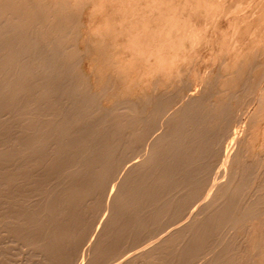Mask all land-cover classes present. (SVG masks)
Returning a JSON list of instances; mask_svg holds the SVG:
<instances>
[{
  "label": "bare ground",
  "instance_id": "1",
  "mask_svg": "<svg viewBox=\"0 0 264 264\" xmlns=\"http://www.w3.org/2000/svg\"><path fill=\"white\" fill-rule=\"evenodd\" d=\"M7 1L0 0V234H6L5 237L13 239L12 242L14 240L21 242L30 251L29 253L22 249L23 253L37 252L41 255L40 258L43 257L44 262L46 260V264H69L72 260V258L69 260L70 256L72 257L80 249L78 246L82 245L84 239L86 240L85 233L93 232L89 229L94 226L91 223L97 220L100 222V217L103 218L104 206L100 204L106 199L104 197H108L109 192L106 189L110 188V193L115 189L113 193L115 195L109 199L112 203L109 202L111 208L107 206L110 209V212L107 211L108 219L101 223L104 226H100V232L96 230V233L100 234L93 232L96 234V241L93 246L90 242L89 246H92V249L89 247L90 251L87 249L92 255H89L91 261L87 259L89 264H100L102 261L121 264L127 255L141 252L146 247L149 248V245L157 247L146 249L149 250L146 255L143 253L146 250L142 252L143 256L140 257L143 258L140 259L145 264H262L260 257L262 253L255 254L259 257L254 258V261L250 262L248 258V262L246 259L250 251L247 249L248 246L245 248L243 245L245 249L242 251L243 249L237 248L236 242L233 245V240H227V236L232 238L231 234L226 235L230 230L233 232L239 227L242 229L243 225L246 226V220L250 218L251 222L259 215L258 206L264 201V195L255 193L254 200L250 201L249 198V201L248 199L246 201L245 196V201L243 199V195L248 193L250 174H243L241 171L232 174L229 183L226 181L227 185H221L222 195L219 189L221 187H216L219 189L220 198L207 202L209 205L207 204L206 209H203L202 216L201 214L197 216L198 219H192V222L186 223L187 225L184 223L192 213H195L198 203L213 187L210 181L211 172L214 170L212 166L216 171L218 170V165L215 164L217 167L213 165L216 154L212 155L208 147L212 144H210L212 140L209 139L210 145H208L203 138L208 128L203 135L198 128L200 126L196 121L198 113L195 114L196 105L187 104L185 107H180L183 110L179 114L176 112L174 118L165 112L166 102L163 104L157 97L152 98L151 104L144 103L147 104L144 105L145 107L130 101H118L119 103L115 102L109 110H99V105H96L97 99L85 92L82 86L84 83H81L79 77L74 78V64H69V58L74 54L73 48L69 50L66 47L70 37L65 31L72 23L69 24L70 27L67 25V30L65 23L62 25L56 23L57 25L49 27L46 23L47 12L41 14V9H38L40 12L37 10L41 6L46 7L42 5L45 3L43 0L42 4L24 0L26 8L21 3L23 0L18 1V6L24 7H17L27 10L22 17L18 9H15L16 13L20 14V18L14 17L6 13ZM39 4L41 6L34 9ZM7 16L12 17L7 18ZM70 36L73 38L72 34ZM67 46L69 48L72 45ZM259 78L257 83L262 79ZM148 104L152 108L149 114L145 110L147 115L145 112L144 115L141 108L149 107ZM167 105L165 106L168 107ZM211 105L206 104L205 107ZM197 106L199 108V104ZM218 110L220 111V108ZM94 114L98 116L94 118ZM216 134L219 135L218 132ZM215 135L214 138L217 137ZM219 146L218 148L221 147ZM218 157L220 159L221 154ZM250 167L252 166L248 168ZM253 169L255 171V167ZM122 171L124 176H119L120 182L115 185L116 176ZM212 175L213 179L215 176ZM219 177H221L220 171L217 178ZM104 192L108 195L105 193L106 196H103ZM199 211L200 209L196 213ZM100 213L103 215H99ZM97 214L99 219L93 221L95 217L97 218ZM183 223L185 226H182ZM169 229H172V236L155 245L158 237L165 236L166 234L162 233ZM88 230L91 232L89 233ZM86 237L88 238L89 235ZM87 242L89 243L86 241V244ZM1 243L2 241L0 264L3 262L8 264L12 254L9 246L8 250L7 245L5 249L1 248L3 246ZM10 246L15 247V245ZM81 251L83 253V249ZM78 252L74 258L75 256L78 258L77 254L80 253ZM84 255L80 256L79 264L87 263L82 261L83 258L86 259L87 254ZM252 255L254 256L253 252ZM32 256L35 258L36 253ZM24 257L28 256L24 254ZM36 260L39 259L36 257ZM141 262L139 263L142 264Z\"/></svg>",
  "mask_w": 264,
  "mask_h": 264
},
{
  "label": "rangeland",
  "instance_id": "2",
  "mask_svg": "<svg viewBox=\"0 0 264 264\" xmlns=\"http://www.w3.org/2000/svg\"><path fill=\"white\" fill-rule=\"evenodd\" d=\"M18 1L21 2V0H17V1L8 0L5 9L8 10L6 12L7 14L10 15L12 14V16L20 18L19 15L21 14V16L23 17L26 12L25 10L27 9L24 10L20 9L25 6L24 0L21 2L22 4H24V6H22L21 3H20L21 6H18L19 3ZM30 1L40 2V4H42L41 2L44 1L45 3H43L42 5L44 6L46 5V7L49 6L47 9L46 7H43L39 4L34 8L36 9L37 7L41 6V8L40 7L37 8V10L41 9L40 10L41 14L42 12L44 13L49 12L48 14L46 13V15H48V17L50 18L49 19L47 17L48 21H46L49 27H53L54 24L62 25L65 23L66 25L65 30H67V28L70 27L69 24L72 23L70 24L71 27L68 28L70 32L68 30L65 31L66 35L69 33V37H70V41L69 43H67V45L69 46L72 45L69 48L67 45L66 47L69 50L73 48L72 51L74 54V56L72 55V57L69 58V64L75 65V66L73 65V67L75 68L74 78L79 77L78 79L81 80V83L82 84L84 83L82 86L84 87L85 92L88 95L91 94L90 96H94L97 99L96 105L97 106L99 105L98 106L99 110L100 109L104 111H106V109L109 110L110 107L112 108L115 102L117 103L118 101L119 102L130 101L135 105L139 104V106L142 105L141 107H143L145 105L144 103L149 102V104H151L152 98L157 97V99H160L163 102V104L166 102L164 104V108H166L165 112L166 113L168 112L167 114L172 118H174L176 116L174 115L176 112L177 114H179L183 110L180 107H185L187 104L196 105L195 114L198 112L196 114V118L198 119V120L196 119V121H198L197 125L200 126L198 128L201 130L202 135L208 131L206 133V136L204 134L203 138H205L208 145L212 143L211 144L212 146L210 145L208 147H210L209 149L212 155L213 154L217 155V156L214 155L215 159H213V165L215 164L218 165V170H217L218 172L212 166V170L213 169L214 170L211 172L210 181L211 183H213L214 188L212 187L209 194L205 198H203L201 202L198 203L197 205L198 207L196 206V209L194 210L195 213L198 212V210L200 209L199 213H196L197 214L196 218H194L195 213H192L188 217V219L185 220L184 222L185 224L186 223L189 224L190 222H192V219H198L197 216L200 214H201L200 216H202V214H204L203 213L204 210L209 205L210 200L213 199L215 200V198L216 200H218V198H220L219 189L222 195L223 187L221 185L223 186H225V184L227 185L229 183V179L232 178V174L233 175L238 174V172L240 171L243 174L245 173L251 175V176L249 175L251 181L249 180L250 181L249 187H247V189L249 188L247 190L248 193L246 195H243L244 201L245 198L246 201L247 199L249 201V198L250 201H252V199L254 200L256 194L258 195L259 193H261L259 194L261 196L262 194L264 195V190H263L264 189V182H263L264 181V175H263L264 174V136H263L264 135V115H263L264 114V105H263L264 104V99H263L264 98V94H263L264 93V0H51V1L29 0V2ZM17 6L20 8H18ZM55 6L56 7L58 6V8H56ZM7 7L9 8L12 7L11 8L12 11L9 10V8L7 9ZM15 9H18V12L20 14L18 12L16 13ZM55 12H58V14ZM56 15L57 17H54ZM12 16H7V18L8 17L10 18ZM70 34H72L73 38H71ZM253 54H255V56H253ZM70 59H72L73 61H71ZM243 70L245 71V76ZM254 71L257 73H255ZM251 78H253V80ZM258 78L259 80L262 78L260 80L261 82L259 81V83H257ZM250 83H252V85ZM248 88L249 90H247ZM104 90L105 92L106 91L107 92L105 93ZM98 93L100 94L98 95ZM220 96L224 100H221ZM208 99L209 101L212 102H209ZM256 99L259 100L257 101ZM145 100L146 102H144ZM166 100H168V102ZM241 101L246 103L244 104ZM169 102L171 103V105ZM196 102L199 104V108ZM203 102H206L207 105H211V104L213 105L205 107L206 104H204ZM166 104H168L167 105L168 107L165 106ZM215 104L216 106L217 105L219 106L216 107L214 106ZM242 105H244V107ZM149 107H146L149 109L141 108V111L143 112L142 114H144L145 110L149 114V111L152 108L151 105H149ZM218 107L220 108V111L218 110L219 109ZM240 108L242 111L240 110ZM200 109L201 110L203 109L204 111L203 110L201 111ZM221 110L223 111L221 112ZM97 116L98 114L93 115L94 118H96ZM219 117L220 118L224 117V118L220 119ZM234 118H236V120ZM202 119L204 121H202ZM220 121L223 123L221 124ZM251 122L252 123L254 122V124H252ZM217 132L219 135L216 134ZM215 134L217 135V137ZM210 135L213 137H211ZM214 135L217 139L214 138ZM208 136L211 138H208ZM209 139L212 141L210 142ZM214 139H216L217 141ZM219 142L221 147L219 146ZM216 144L220 147L218 148L217 146L218 150L217 148H215ZM211 147H213L214 149ZM220 154H221V158L219 159L218 156H220ZM240 161L244 164H242ZM247 164L248 167L250 165L252 167L248 168ZM217 165H215V167H217ZM242 165L243 167H241ZM254 167H255V171L253 169ZM256 168H257V172H256ZM234 170L236 171L234 172ZM219 171L221 177L217 178ZM123 172L124 171L120 172L119 173L120 175L116 176L117 181L116 183L114 182L115 185L120 182L119 181L120 177L124 176ZM242 173L239 174L241 175ZM212 174H214L215 176L213 179L211 178L213 176ZM229 174H231V176ZM250 183L252 184L250 185ZM109 186H111L110 183ZM216 187L218 188L221 187V188L218 189ZM252 187H254V189ZM255 187L257 188L258 192L255 191L256 189ZM106 190L107 192H109V195L106 192H104L103 196H106L107 194L108 197L107 196L104 197L106 199L102 198L104 201L100 200L101 201L100 205H103L105 207V208L102 207L104 209V211L102 209V212L103 213L105 212L104 215L102 213L99 214L101 216L103 215V218L100 217V222L99 220L95 221V219H99L98 218L99 215L97 214L98 215L97 218L95 217L93 221L97 222L98 224L92 222L91 224L94 225V226L91 225L93 229L92 227L89 228L95 233L97 231L98 232L101 231L100 228L104 226V224L101 223L106 222V220L108 219L107 211L109 210L110 212L109 209L111 208L110 203H112L109 199H111V197H114L115 195L113 194L115 193V189H113L111 193L109 191L110 188ZM214 195L215 197H213ZM102 202H104L105 204L104 203L102 204ZM263 202L259 204L260 206H258L259 215L257 218H254V220L251 218L252 219L251 222L249 221L250 218L246 220V223L249 224L247 225L245 223L246 226L243 225L242 229L241 227H239L241 230L237 228L235 231L233 230V232L230 230V233L228 232H227L228 234L226 233V235L229 236L231 234L232 238L227 236V240L228 241L229 239L230 241L233 240L234 241L233 245H235L234 243L236 242V244H238L237 246L238 249L240 250L243 249L242 251H244V249L247 248L248 246L247 249L250 250L248 252L249 255H247L248 257L246 258L248 262H249L248 258H250V262L252 260L254 261L256 258L259 257L257 255L262 253L260 254V257L262 259V264H264V248H263L264 247V232H263L264 203ZM100 210H101V206H100ZM184 223L182 224V226L183 225L185 226ZM95 224L97 227H95ZM255 225L256 226L258 225V227H256ZM246 227H248L249 230L248 228L245 229ZM169 230L165 231V233H162L163 235L166 234L165 235L166 237L165 236L162 237V235L159 236L158 237L159 239L158 238H157L158 240L156 239L159 242L156 241L155 243L157 244L155 243L154 244L159 245L158 243L161 244L162 241L164 240L166 241L168 237L170 238L173 232H171L172 229ZM93 232H91L90 234H93ZM95 233L93 235L85 233L87 236L89 235L88 238L85 235L86 240L84 239V236H82L84 240L83 239L81 240H83L84 243L82 241L80 242H82V245L85 244L86 246H88V248L84 245L83 246L85 248L82 245H80L82 247L78 246L80 249L78 248L79 250L77 249L76 250L77 252L78 251L80 252V253L78 252L79 254H77L79 256L78 258H76L77 256H75L74 258V255H76L77 252L74 253L72 257L70 256L69 260L71 258L72 260H70V263L68 260L69 264L80 263V259H81L80 254L82 253L81 251L82 249H83V253L81 257H83V254H85L84 256H86L87 254L86 259L83 258L82 261H87V263L86 262L84 263L89 264L88 262L91 261L89 260V258L92 255L89 254L87 249H89V247L90 249H92V246L96 241L95 235L100 234V233H96V234ZM3 235L4 233L0 234V237L3 238V239L0 238L2 241L1 245L4 244L5 240L6 241H5V245L1 246V248L4 247L5 249L7 245L6 247L7 250L10 248L9 251H11L12 254L10 255V253L8 252L10 257L11 256L13 257V255H15L17 251L16 255L14 256L15 258L13 257L12 259L11 257L9 262H7L8 264L9 263L31 264L32 262L31 260H33L32 264H39L40 262H41L40 264L47 263L45 259H44L45 262L42 260L43 257L40 258L41 255H39L37 252H35L36 256L34 258L32 255H34L35 253L31 252V254L32 253L34 254L32 255L28 254L27 252L30 253L29 249L24 245H22L21 242L19 241L15 242L16 240L12 242L11 240L13 239L8 238L7 236L5 237L6 234L4 236ZM86 241H89V243L87 242L86 244ZM248 241L249 242L251 241V243H249ZM80 242L79 244H81ZM90 242L92 246H89ZM252 242H254V244ZM16 243L20 246L19 248ZM252 244L254 247L251 246ZM10 245H15V247ZM243 245L245 248L243 247ZM154 247L157 246L149 245L150 249L147 247L146 249L151 250ZM22 249L26 250L27 252L24 251L26 253H23ZM146 249H144L143 251H145ZM149 250H146L145 252L141 251L138 253H133V254L131 253V256L127 255L128 258L126 257L127 259L125 258V261H123L122 263L138 264L139 262L142 261V259L140 258H143L140 256H143V253L144 254L148 253L147 251ZM252 252L254 256L252 255ZM24 254L25 256L28 257H24ZM17 256L18 258H16ZM29 256H31L32 258ZM135 256H137L136 259ZM36 257L40 261L36 260ZM29 258L31 260H29ZM144 258L146 257L144 256ZM73 259L74 262L71 263ZM75 259H77V261ZM26 260L29 262L27 263L24 262ZM102 262L103 264H109V263L112 264V262L108 263V261L106 263H104L105 261ZM141 263L143 264L144 261H142Z\"/></svg>",
  "mask_w": 264,
  "mask_h": 264
}]
</instances>
